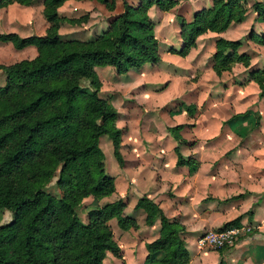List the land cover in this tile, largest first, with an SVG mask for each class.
Returning <instances> with one entry per match:
<instances>
[{"label":"trees","instance_id":"1","mask_svg":"<svg viewBox=\"0 0 264 264\" xmlns=\"http://www.w3.org/2000/svg\"><path fill=\"white\" fill-rule=\"evenodd\" d=\"M33 1L0 0V7ZM63 1L42 0L41 12L48 22L44 34L0 31V41L10 42L13 48L33 45L36 49L31 58L0 63L4 73L0 85V209L10 212V219L0 224V264H104L106 252L121 257L109 219L115 218L122 230L137 227L134 217L122 213V197L103 204L96 201L114 191L113 177L103 169L99 136H108L119 166L123 158L120 129L114 122L117 111L98 95L100 82L94 66L107 64L122 73L147 61L156 62L157 42L147 9L154 4L166 10L177 0H139L137 5L121 0L122 9L109 29L91 42L60 40L57 8ZM251 6L264 22V4L254 0ZM244 13L241 0H211L209 6L194 10L189 20L181 19L180 46L166 50L183 56L198 34L222 31ZM251 38L264 45V33ZM240 44L238 39H215L211 67L216 74L233 62L247 65L250 56L236 50ZM247 77L257 84L258 97L263 98L264 65L248 69ZM81 79L87 80L89 92L80 89ZM181 105L189 115L194 112L193 104ZM181 127H168L176 141L175 164L192 165L194 160L178 147ZM87 195L95 201L85 209L87 220L83 222L77 209ZM138 208L145 214V224L159 219L157 236L144 243L142 264H187L189 254L180 236L183 225L165 217L143 193H138L133 204V209ZM237 222L234 218L216 228Z\"/></svg>","mask_w":264,"mask_h":264},{"label":"crops","instance_id":"2","mask_svg":"<svg viewBox=\"0 0 264 264\" xmlns=\"http://www.w3.org/2000/svg\"><path fill=\"white\" fill-rule=\"evenodd\" d=\"M260 1L264 4V0ZM63 2H74L76 5L80 2L82 4L90 3V7L87 8L97 5L94 3L95 0H64ZM206 3L204 7L209 6L211 0H207ZM41 10L42 4L11 2L1 6L0 31H15L20 35L44 34L48 22L43 17ZM92 12L93 10H91V14ZM243 18H245V14ZM241 20L231 21L222 31L207 30L198 34L194 44L183 56L164 51L160 53L159 59L156 61L162 62L164 56L179 57L185 60V56L191 52L195 56L189 60V63H186L187 67L185 69H181L180 66H168L177 73L196 69L200 73L199 69H206V72L212 73L210 76L212 78V87L214 88H222V85L230 76L231 80L228 82V86L230 85L231 88L239 92L240 97L238 96L239 99H237V95L232 96L233 100H235L233 110L226 116L220 115L218 117L220 125L222 123L227 125L224 133L234 136L235 143H233L234 148L231 153L219 156L214 162V160L208 161L204 159L209 154L206 152L208 149H204L203 159L195 156L192 165H177L175 164L176 157L174 153L175 139L171 134L165 139L154 137V134L149 129L150 121L146 116L145 121L148 124L138 130V135L140 134L144 140L152 141L148 148L145 146L144 153L146 156L140 151L142 156L147 158V161H145L133 155V149L138 150V144L134 145L136 143L134 133H131V138H134V140H126L127 146L125 147L127 149L122 151L123 140L122 130L120 129L119 151L123 158V164L120 166L121 169H118L119 173L109 175L113 177V192L117 191L119 196L124 192H128L130 195V200L123 207L122 213L134 217L137 223L135 229L129 228L122 231L124 232L121 235L123 239L114 237L112 232L113 238L120 247L121 256L125 264H142L146 255L144 243L155 238L159 230L158 217L151 224H145L143 210L140 208L133 209L138 193H143L153 200L160 207L165 217L183 225L180 236L189 254L187 264H264V143L255 144L253 142L254 137L260 136V133L262 134V131H264V123L262 121V117L264 118V102L260 106L261 98L257 94L258 86L252 79L246 76L244 80L239 81V73L235 78L232 77L236 75L234 69L237 65L235 64H239V62L231 63L229 70H221L219 74L213 71L211 63L207 64V66L203 64L206 59L205 56L209 57L210 52L214 51L217 37L239 40V37L231 35L232 31L230 28L235 24H239ZM260 26L264 28L263 21L259 22ZM198 38L201 39L198 40ZM209 38L212 39V44L209 45V51L205 52L202 49V41ZM241 46L242 44L237 46L236 50L238 52L245 50L244 48L239 49ZM173 47L176 48L175 46ZM1 48L4 49V52H7L6 58L0 56V62H4V64L12 61L8 60L9 62H6L2 58L15 60L31 58L36 52L33 45H26L17 49L13 48L8 41H0ZM196 52L198 53L195 54ZM144 63L139 65V67L143 66ZM96 68L97 66L95 65L94 70H97ZM237 68L239 70V66ZM191 81L193 82L188 80V83L195 86L197 81ZM3 82L4 73L0 69V85ZM183 100L182 102L188 104V100H192V98L189 99L188 95ZM108 101L110 102L109 99ZM192 102H194V112L191 115L180 105L174 108L167 116L173 119L176 117L186 119V117L192 115L198 116L200 110L196 104L197 102L195 100H192ZM213 105V101L209 99L208 107L204 108L203 112H210V107ZM238 105L239 107L236 108ZM256 109L258 114L261 115L260 126L252 127L251 115ZM245 110L247 112L243 116L235 114V112L241 113ZM232 114L235 115L233 116ZM229 118L231 119L227 121ZM222 120H225V122ZM176 123H181V121L177 122L176 120ZM172 124L174 123H169L168 125ZM220 128L221 126L218 128L219 131ZM181 131L178 132L183 137ZM245 133L250 137L248 141L243 140L241 137ZM183 138L186 139V137ZM162 141H165V143L162 144ZM163 151L166 152V159H163L164 156L161 155ZM128 156H130V159ZM127 207L128 213L125 212ZM234 218H238V222L232 225H245L249 229L233 245L217 249L198 245L197 238L204 230L219 227L224 222Z\"/></svg>","mask_w":264,"mask_h":264},{"label":"rangeland","instance_id":"3","mask_svg":"<svg viewBox=\"0 0 264 264\" xmlns=\"http://www.w3.org/2000/svg\"><path fill=\"white\" fill-rule=\"evenodd\" d=\"M126 1L132 5H137L139 3V0ZM206 1L207 0H177L175 5L166 10L159 9L154 4L148 7L147 15L153 23V33L157 42L159 55L161 52L167 51L166 49L169 46L179 48L181 42L178 28L179 22L181 19L188 20L191 18L194 10L204 7ZM241 1L246 11V13H244L245 18L239 21V24L233 25L230 30L232 31V36L239 37V41L242 44L239 49L244 48V51L248 52L250 58L246 66L240 62L239 64H235L237 67L239 66V70L235 67L234 73H236V75L232 74V77L235 78V76L239 73V81L245 79L248 69L252 67L260 68V66L264 65V45L251 38V35L254 33L257 36L264 33V28H262V26L259 27V22L261 20L251 6V3L254 0ZM41 3L42 0H34L32 4L37 5ZM94 3L97 5H94L91 8H87L90 7V3L82 4V2L78 5L74 2H63L58 6L57 11L60 16V20L57 31L60 40L91 42L95 41L100 34L109 29L113 19L122 9L121 0H95ZM91 10H93L92 14ZM202 38H204V36H202ZM200 39L201 38H198V40ZM211 44V38L202 41V49H204L205 52H208L210 47L209 45ZM197 53L198 52L195 54ZM211 54L212 52H210L209 57L205 56L206 59L203 64L206 66L213 61ZM6 55L7 52H4V49L1 48L0 56L6 58ZM193 56L195 55L191 52L185 56V60L179 57L164 56L162 62L160 63L153 62V64H151L152 62L147 61L141 67L136 66L137 68L132 69L130 67L122 73L117 72L111 65H96L97 70H95V73L100 82L98 95L105 98L107 101L109 99L110 102H108L111 103L118 112L114 122L115 125L122 130V151H126L127 149L125 147L127 146L126 140H134V138H131V133H134L136 140L134 145L138 144L137 148L139 151L137 149H133V155H136L135 157L138 159L147 161V158L143 157L142 153H144L145 146L148 148L152 141L144 140L140 134V137L138 135L140 127L143 128L146 124H148L145 121L147 116L150 121L149 129L156 138H168L171 134L168 127L181 124L182 127L179 131L182 130L181 132L183 137H186V139L181 136L182 141L178 143V146L184 156H189L193 160H195V156L203 159L205 152L204 149H208L206 152L209 153L204 159H207L208 161L214 160V162L219 156L231 153L234 148L233 143H235L234 136L232 134L224 133L227 125L226 123H222V125H220L218 116H226L231 113L233 110V103L235 102L232 96L237 95V99H239V92L231 88L230 85L228 86V82L231 80L230 76H228L225 82L223 81L224 84L222 85V88H214L212 87V78L210 76L212 73L206 72V69H199L200 73L197 72V69L192 70L193 72L186 71L184 73H177L168 66H180L181 69H185V67H187L186 63H189V60L193 58ZM4 58L2 59L6 62H9L8 60H15L11 58ZM0 63L4 64V62ZM229 69L230 67L228 70ZM188 80H190V82H193L191 80H196L197 82L194 86L193 84H189ZM79 86L81 90L87 92L91 90L88 86L87 80L85 79L80 80ZM188 95L189 99L192 98L193 101L195 100L197 102L196 104L199 107L200 114L198 116L192 115L186 117V119L177 117V119H173L172 117L169 118L167 115L170 114L174 108L180 106L182 101H184L183 99L187 98ZM209 99L213 101L214 105L210 107V112H203V109L208 107ZM192 100H188V104L194 105ZM260 102L261 106L264 102V98L262 100L261 97ZM238 107L239 105L236 106V108ZM245 112L247 111L245 110L241 113ZM235 114H239V112H235ZM251 116L252 127L260 126L259 120L261 119V115L258 114L257 109ZM176 120L177 122L181 121V123H176ZM225 120L222 121L225 122ZM262 121L264 123L263 117ZM169 123L174 124L169 126ZM220 126L221 128L219 131L218 128ZM155 133L157 136H155ZM246 135L247 133L243 134L241 137L243 140L248 141L250 137ZM253 142L255 144H263L264 131H262V134L260 133V136L254 137ZM164 143L165 141H162V144ZM98 145L103 153V169L105 173L108 175H116V173H119L118 169L121 168L112 155L111 143L106 134L99 136ZM140 151H142V153ZM123 154L126 156L124 152ZM161 155L164 156L163 159H166L165 151H163ZM128 158L130 159V156H128ZM49 190L53 191V188L50 187ZM129 196L128 192H124L123 195L119 196L117 191H115L108 195L98 197L96 201L99 204H103L104 202L113 200L117 197H122L125 204H127L130 200ZM92 199L91 195L84 196L81 199L77 209V217L79 220L83 222L87 220L85 209L91 204V201L93 204V201L95 200ZM125 212L128 213V207ZM9 219L10 212L6 209H0V224L8 221ZM108 224L112 229L114 237L123 239V236L121 237V235H123L124 232H122L123 230L116 225L114 218L110 219ZM120 254H122L121 251ZM103 262L104 264H125L122 256L116 257L110 252H106Z\"/></svg>","mask_w":264,"mask_h":264},{"label":"built area","instance_id":"4","mask_svg":"<svg viewBox=\"0 0 264 264\" xmlns=\"http://www.w3.org/2000/svg\"><path fill=\"white\" fill-rule=\"evenodd\" d=\"M249 227L245 225H230L223 228H208L197 238L200 246L222 248L233 245L237 239L247 232Z\"/></svg>","mask_w":264,"mask_h":264},{"label":"clouds","instance_id":"5","mask_svg":"<svg viewBox=\"0 0 264 264\" xmlns=\"http://www.w3.org/2000/svg\"><path fill=\"white\" fill-rule=\"evenodd\" d=\"M169 19H171V18H169ZM121 195H123V193H121Z\"/></svg>","mask_w":264,"mask_h":264}]
</instances>
